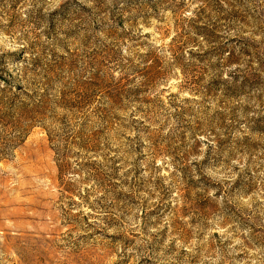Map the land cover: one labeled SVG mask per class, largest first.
<instances>
[{
    "label": "rangeland",
    "instance_id": "obj_1",
    "mask_svg": "<svg viewBox=\"0 0 264 264\" xmlns=\"http://www.w3.org/2000/svg\"><path fill=\"white\" fill-rule=\"evenodd\" d=\"M0 264H264V0H0Z\"/></svg>",
    "mask_w": 264,
    "mask_h": 264
}]
</instances>
